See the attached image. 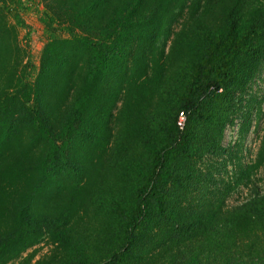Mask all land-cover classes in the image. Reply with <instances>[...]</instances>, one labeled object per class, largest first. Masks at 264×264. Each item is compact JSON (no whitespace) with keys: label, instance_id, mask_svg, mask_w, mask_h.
<instances>
[{"label":"trees","instance_id":"obj_1","mask_svg":"<svg viewBox=\"0 0 264 264\" xmlns=\"http://www.w3.org/2000/svg\"><path fill=\"white\" fill-rule=\"evenodd\" d=\"M38 3L35 67L30 3L0 0V264H264V131L250 164L224 146L256 102L264 0Z\"/></svg>","mask_w":264,"mask_h":264},{"label":"rangeland","instance_id":"obj_2","mask_svg":"<svg viewBox=\"0 0 264 264\" xmlns=\"http://www.w3.org/2000/svg\"><path fill=\"white\" fill-rule=\"evenodd\" d=\"M27 6L30 3V11L22 15L26 25V29L19 31V43L28 52V57L35 67L38 65V59L42 47L45 43V37L43 34V28L39 21L42 13V7L38 3V0H21ZM252 87V95L255 97V104L253 105L252 113L248 117L247 130L241 133L242 118L238 119L234 126L229 127L225 133L224 146L239 145L241 149V163L247 165L254 161L260 141L264 131V72L259 81ZM252 98V97H251ZM250 100V95L247 96V101ZM258 108L260 109V115H258ZM234 166L228 165L227 171L229 175L232 174ZM255 185L258 190L264 192V168L261 169L254 178ZM251 192L246 188H239L234 194L229 197L226 205L229 208L240 205L243 201L249 198ZM38 254L36 255L34 262L48 256L50 254V247L42 244L39 247ZM32 252L29 250L23 257H26Z\"/></svg>","mask_w":264,"mask_h":264},{"label":"built area","instance_id":"obj_3","mask_svg":"<svg viewBox=\"0 0 264 264\" xmlns=\"http://www.w3.org/2000/svg\"><path fill=\"white\" fill-rule=\"evenodd\" d=\"M183 123H184V118L181 117V118L179 119L178 126H179L180 128H182Z\"/></svg>","mask_w":264,"mask_h":264}]
</instances>
